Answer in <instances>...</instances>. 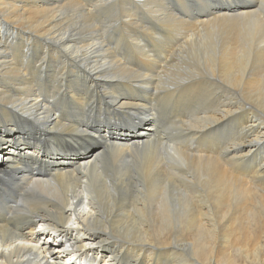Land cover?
I'll return each instance as SVG.
<instances>
[{
  "label": "bare ground",
  "instance_id": "1",
  "mask_svg": "<svg viewBox=\"0 0 264 264\" xmlns=\"http://www.w3.org/2000/svg\"><path fill=\"white\" fill-rule=\"evenodd\" d=\"M202 1L0 0V264H264V0Z\"/></svg>",
  "mask_w": 264,
  "mask_h": 264
},
{
  "label": "rangeland",
  "instance_id": "2",
  "mask_svg": "<svg viewBox=\"0 0 264 264\" xmlns=\"http://www.w3.org/2000/svg\"><path fill=\"white\" fill-rule=\"evenodd\" d=\"M169 1H171V0H164V2H169ZM180 1V2H179ZM178 2H177V0H176V5H178V3H182L184 0H179ZM186 1V3L188 4V2H189V6H190V8H191V10L194 12V13H196V11H198V10H200L201 8H203V6L206 4L204 1H202V0H185ZM191 1V2H190ZM87 5V4H86ZM198 5V6H197ZM197 6V7H196ZM88 7V6H87ZM119 7H121V6H118V8L117 7H115L116 9H115V18L113 19V20H111V21H114L115 23L113 24V26H112V28H119L120 27V29H118L115 33H114V36H113V34L112 33H108V38H109V42L110 43H112L113 41H114V37L118 40V44H121V46H120V50L122 49V51H120L124 56L126 55V54H128V52H130L132 49L131 48H128L131 44H129L128 42H127V40L126 39H122L121 37H120V35H121V31L123 30V28H122V26H123V23H120V22H118L119 21V19H121V18H123V13H122V7L121 8H119ZM201 7V8H200ZM175 8H179V7H176L175 6ZM118 10V11H117ZM173 10V9H172ZM195 10V11H194ZM174 11V10H173ZM176 13H178V12H176ZM140 14V13H139ZM138 14V15H139ZM178 14H180V13H178ZM122 17H121V16ZM181 15V14H180ZM182 16V15H181ZM102 18V16H100V15H98L96 18H95V20H93V21H98V20H100ZM117 23V24H116ZM129 45V46H128ZM126 48H128V50L125 52V49ZM0 113H4V112H0ZM6 118L7 117H9V116H5ZM231 134V135H230ZM225 135V136H224ZM232 135H234V133H231L230 131H228V130H225V131H223V133H222V136H220V138H221V143L222 144H220L221 146L224 144H226L227 142H229V139H230V137H232ZM229 136V137H228ZM228 139V140H227ZM224 142V143H223ZM226 142V143H225ZM3 145H5V143H0V152H3V149H2V146ZM16 145H20V144H16ZM49 146H51L50 144H48ZM44 147V146H43ZM26 149H28V148H26ZM47 150V149H46ZM251 182H252V180H251ZM164 264V263H163Z\"/></svg>",
  "mask_w": 264,
  "mask_h": 264
}]
</instances>
